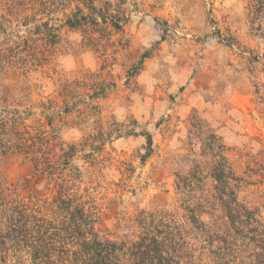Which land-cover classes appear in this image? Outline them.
<instances>
[{"label":"rangeland","instance_id":"rangeland-1","mask_svg":"<svg viewBox=\"0 0 264 264\" xmlns=\"http://www.w3.org/2000/svg\"><path fill=\"white\" fill-rule=\"evenodd\" d=\"M36 129L79 170L100 239L130 240L159 217L198 248L189 208L213 191L214 167L242 175L264 149V0H0L7 186L33 178L13 153L40 143ZM238 198L264 221V186ZM202 210L221 215L200 208L206 223Z\"/></svg>","mask_w":264,"mask_h":264},{"label":"trees","instance_id":"trees-1","mask_svg":"<svg viewBox=\"0 0 264 264\" xmlns=\"http://www.w3.org/2000/svg\"><path fill=\"white\" fill-rule=\"evenodd\" d=\"M68 25L74 26L71 19ZM46 134L36 129L40 143L13 153L34 164L33 178L19 186L0 180V264H23L17 261L25 256L30 264H264V221L238 198L244 184L264 186V149L251 157L242 175L227 162L214 167L213 191L189 208L192 242L203 238L194 248L185 243V231L159 217L156 226L144 225L130 240L100 239L95 226L103 219L102 210L92 204L89 192L77 188L79 170L74 172L79 180L69 176V153L62 156ZM145 137L143 162L153 153L152 137ZM206 205L221 213L214 217L202 210L210 223L198 214Z\"/></svg>","mask_w":264,"mask_h":264}]
</instances>
